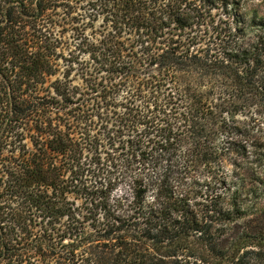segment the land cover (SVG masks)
Here are the masks:
<instances>
[{"label": "trees", "instance_id": "trees-1", "mask_svg": "<svg viewBox=\"0 0 264 264\" xmlns=\"http://www.w3.org/2000/svg\"><path fill=\"white\" fill-rule=\"evenodd\" d=\"M234 3L0 0V264H264V38L213 55L177 39L216 4L230 14ZM58 7L63 17L82 9L67 38L74 49L47 20ZM87 10L92 27L102 17L93 36ZM254 24L264 30L263 18ZM123 35L143 50L126 52ZM73 52L115 74L107 88L142 76L164 100L151 135L130 146L128 188L113 193L119 184L109 182L90 201L88 235L69 200L80 191L67 174L78 143L51 117L71 95L57 62L67 55L72 68Z\"/></svg>", "mask_w": 264, "mask_h": 264}, {"label": "rangeland", "instance_id": "rangeland-1", "mask_svg": "<svg viewBox=\"0 0 264 264\" xmlns=\"http://www.w3.org/2000/svg\"><path fill=\"white\" fill-rule=\"evenodd\" d=\"M236 1L237 3L234 5L238 8H235L234 12H230V14L225 13L219 4H216L217 7H212L211 10L204 12L201 18L193 20L190 27L186 28L177 38L179 43L192 44L191 48L198 51L199 54L213 55L228 51V47L241 37L247 40L259 37L263 40L264 30L254 22H258L261 18L264 19V0ZM78 5L80 6L81 2ZM78 11L82 12V9L79 8L68 17H63L64 14L59 7L53 8L50 13L54 15L47 19L49 22L59 24L56 30L66 37L65 41L73 45L71 48L69 47L70 49H74V45L78 42L77 39L72 41V38L67 40L69 36H73L74 25L81 24L77 18ZM233 13L237 15L238 21ZM90 18V10H87V19L84 20L88 26L86 32L93 36V32L97 33V29H99L102 17H97L94 20L93 27ZM238 28L243 29L240 32ZM131 38L133 36L123 35L122 37L126 52L130 48L131 51H128L130 54H134L136 50H143L139 46V42L135 44L134 38L133 40ZM73 53L72 58L75 60L73 69L67 67L70 66L67 55L57 62L59 71L64 72L65 82L70 88L71 95L67 103L60 102L57 110L52 109L54 112L51 117L53 123L62 124L63 130L73 132L78 143L75 152L71 155L74 160L70 161L71 168L68 169L67 174L72 172L73 177L77 178L80 191L70 194L69 200L74 203L73 206L76 208V226H79L78 229H82V232L85 231L88 235L92 234L89 225L95 214L90 201L94 200L96 195L100 194V190L106 188L109 182L116 180L119 184L113 193L117 192L118 194L128 188L122 173L124 166L129 162L130 146L136 143L138 138L141 141L142 138H148L151 135L148 134L151 129L146 126L150 125L151 120L153 122L154 119L162 118L163 115L160 113L164 110L162 106L164 100L162 92L156 88V83L147 81L142 76L139 77V80L129 82L117 78L114 80L116 83L111 81L113 85L107 88V82L115 74L104 71L95 73L97 66L95 69H93L95 66L90 69L87 66L89 65L87 54H77L78 59H76V53ZM261 53L264 54V51ZM135 55L139 57L138 54L135 53ZM261 58L264 60V55ZM91 69L94 73L90 76L87 71L89 72ZM165 87H161V90H164ZM256 110V107L252 106L244 109L243 113H240L241 115L238 113V115L240 118L247 116L249 119L250 113ZM255 116L257 118V115ZM255 116L253 115L252 120ZM31 126L27 125V129L23 133L24 140L22 142L29 146L28 148L31 147L30 139L36 138L35 132L28 131ZM100 216L99 213L98 217ZM34 233L42 234L43 232L35 229ZM27 264L52 263L32 258Z\"/></svg>", "mask_w": 264, "mask_h": 264}]
</instances>
